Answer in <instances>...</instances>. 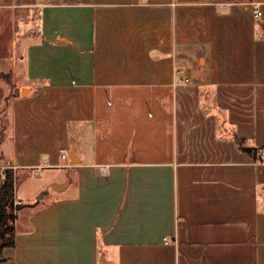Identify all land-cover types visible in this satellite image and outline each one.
<instances>
[{
	"label": "crops",
	"instance_id": "obj_1",
	"mask_svg": "<svg viewBox=\"0 0 264 264\" xmlns=\"http://www.w3.org/2000/svg\"><path fill=\"white\" fill-rule=\"evenodd\" d=\"M0 97V168L71 169L0 264H264V0H0Z\"/></svg>",
	"mask_w": 264,
	"mask_h": 264
},
{
	"label": "trees",
	"instance_id": "obj_2",
	"mask_svg": "<svg viewBox=\"0 0 264 264\" xmlns=\"http://www.w3.org/2000/svg\"><path fill=\"white\" fill-rule=\"evenodd\" d=\"M239 147L249 152L254 157L263 158V146H248L244 138L236 137ZM16 172L13 167L6 166L0 168V261L4 260L3 249L14 246L16 243L15 222L19 210L27 204L16 203L15 187Z\"/></svg>",
	"mask_w": 264,
	"mask_h": 264
},
{
	"label": "rangeland",
	"instance_id": "obj_3",
	"mask_svg": "<svg viewBox=\"0 0 264 264\" xmlns=\"http://www.w3.org/2000/svg\"><path fill=\"white\" fill-rule=\"evenodd\" d=\"M10 64H12V62H10ZM10 68H12V66H9ZM194 80V77L192 78ZM2 98L0 97V103H1ZM6 103H3L2 105H0V112L3 111V109L5 108ZM4 127V120L2 119V117H0V129L2 131V128ZM67 154V158L63 159V163H69L70 165H72V161L70 158V149L65 151ZM2 168V167H1ZM16 170V169H15ZM70 168L67 167H52V168H48L45 172V176L43 179H37L33 173H30L28 171L22 172V171H18L17 172V180H16V188L19 186L20 192H28V191H32L34 190L33 188H37L39 185L41 184H46L45 186V190H41L40 192L37 193V196L35 198V200L38 199H44V200H49L51 197H53L55 194H57L56 192L58 191L54 186L53 183L54 182H49L50 178H55L58 181H62L63 179H65L66 174L70 171ZM60 183V182H59ZM43 195V197H42ZM18 204V203H15Z\"/></svg>",
	"mask_w": 264,
	"mask_h": 264
},
{
	"label": "water",
	"instance_id": "obj_4",
	"mask_svg": "<svg viewBox=\"0 0 264 264\" xmlns=\"http://www.w3.org/2000/svg\"><path fill=\"white\" fill-rule=\"evenodd\" d=\"M70 158L72 163H77L79 161V158L77 157L76 150H75V144L73 143L70 150ZM67 185L66 183H53V186L59 190Z\"/></svg>",
	"mask_w": 264,
	"mask_h": 264
},
{
	"label": "built area",
	"instance_id": "obj_5",
	"mask_svg": "<svg viewBox=\"0 0 264 264\" xmlns=\"http://www.w3.org/2000/svg\"><path fill=\"white\" fill-rule=\"evenodd\" d=\"M255 14H256V16L261 15V11L259 9H255ZM189 81H190V77L184 76L183 78H181V80L179 82H175V85H177V84L184 85V84L189 83ZM63 156L65 157L66 155L64 154Z\"/></svg>",
	"mask_w": 264,
	"mask_h": 264
}]
</instances>
